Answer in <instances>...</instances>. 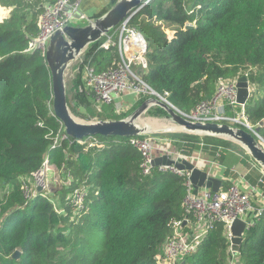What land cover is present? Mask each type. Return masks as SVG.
I'll list each match as a JSON object with an SVG mask.
<instances>
[{
  "label": "trees",
  "instance_id": "1",
  "mask_svg": "<svg viewBox=\"0 0 264 264\" xmlns=\"http://www.w3.org/2000/svg\"><path fill=\"white\" fill-rule=\"evenodd\" d=\"M52 1L0 0L10 9L0 18V184L9 186L0 196V264H158L159 249L183 216L185 175L154 165L144 174L141 154L128 137L95 134L53 143L63 126L53 113L45 55L26 50L42 5ZM127 26L147 42L144 81L183 112L210 98L218 78L247 74L253 90L245 114L254 126L263 121L258 133L264 138V0H149ZM101 39L83 53L96 70L118 59L116 46L96 47ZM84 99L87 114L66 93L70 111L86 119H117L133 108L115 111L109 103L96 110L88 95ZM167 136L182 154L201 151L222 160L227 148L238 147L249 168L246 177L254 183L261 177L264 191V174L235 142L187 132ZM45 155L57 184L37 191L33 173ZM231 181L224 177L223 186ZM81 187L75 202L73 191ZM229 245L216 221L196 250L174 264H264V208L244 231L237 262Z\"/></svg>",
  "mask_w": 264,
  "mask_h": 264
},
{
  "label": "built area",
  "instance_id": "2",
  "mask_svg": "<svg viewBox=\"0 0 264 264\" xmlns=\"http://www.w3.org/2000/svg\"><path fill=\"white\" fill-rule=\"evenodd\" d=\"M79 1L54 0L43 4L37 18L38 29L31 36L26 50H38L44 54L49 38L54 31L62 29L75 20L84 18L80 13L77 14ZM85 20L90 19L85 17ZM128 20L104 34L105 41L103 43L100 41L96 45L97 48L108 45L116 46L118 59L114 66L96 70L92 65L84 62V51L75 58H80L83 68L81 78L83 91L91 98L96 110H100L102 105L109 103H114L115 111L123 110L118 98L125 95H131L134 98L144 94L153 95L154 90L146 84L142 76L145 67L143 49L145 39L138 30L127 26ZM114 29L118 31V38L112 41ZM245 75L247 76V74ZM248 89L250 94L253 90L251 82ZM236 92V78H218L215 91L210 98L199 101L188 112H182L187 119L192 121L227 123L233 127L250 130L255 135L258 146L264 151V138L254 131L255 126L246 117L245 104L238 103L236 100ZM65 137L68 136L64 128L58 130L53 138V143ZM128 141L141 154L140 167L144 174L148 173L153 166L152 159L162 154H169L172 158L186 159L202 169L207 166L209 169H228L236 172L235 178L229 184L222 185L213 191L204 186L195 189L189 179L190 171L188 170H180L173 164L156 165L159 170L185 175V194L182 200L183 216L173 223L172 233L166 239L162 253L156 255L158 264H174L180 261L183 256L193 253L203 236L216 221L222 223L223 234L230 243L233 236L231 225L234 219L242 220L246 229L252 227L259 219L264 208V191L259 186L262 178L258 177L254 184L250 183L246 178L249 169L239 172L234 165L226 166L215 159L204 157L201 151L182 154L173 148L174 140L167 135L140 134L128 137ZM216 155L218 156V154ZM54 168L45 155L40 167L33 173L35 190L45 191L49 188L47 175ZM257 170L260 175L264 174V167L260 164H258ZM223 178L221 179L223 180ZM241 183L246 184L247 187L241 188ZM23 188L25 194L28 195L29 189L25 183H23ZM83 192L84 188H75L72 200L79 202Z\"/></svg>",
  "mask_w": 264,
  "mask_h": 264
},
{
  "label": "water",
  "instance_id": "3",
  "mask_svg": "<svg viewBox=\"0 0 264 264\" xmlns=\"http://www.w3.org/2000/svg\"><path fill=\"white\" fill-rule=\"evenodd\" d=\"M149 0H116L106 11L83 24H67L62 29L54 31L48 41L45 50V60L50 73L52 108L56 118L61 122L68 137L81 140L87 136L99 134L102 136L131 137L144 133L142 126L136 120L138 116L152 103L161 106L167 115L177 124V129H161L162 132H187L194 134L215 135L228 139L242 145L248 154L261 166L264 167V151L258 146L255 135L247 129L233 127L227 123L200 122L187 119L183 112L176 108L165 98L153 91V96L142 100L127 116L117 119L82 121L71 113L67 101L64 75L65 69L71 61L80 55L88 45L99 40L111 29L125 22L134 15ZM188 26V25H187ZM172 34V32H169ZM147 42L144 40V51ZM249 84L247 76L240 75L236 78V100L245 104L249 99ZM263 121L259 122L261 125ZM258 125L254 131L258 132ZM173 164L180 170L190 171L189 179L195 189L200 186L215 191L223 185V180L216 177L192 162L169 154L155 156L152 165ZM39 189V188H38ZM244 222L238 218L234 219L231 225L233 234L230 240V248L235 254L243 239L242 232ZM16 250L14 256H18Z\"/></svg>",
  "mask_w": 264,
  "mask_h": 264
},
{
  "label": "rangeland",
  "instance_id": "4",
  "mask_svg": "<svg viewBox=\"0 0 264 264\" xmlns=\"http://www.w3.org/2000/svg\"><path fill=\"white\" fill-rule=\"evenodd\" d=\"M10 12L9 8H3L0 6V18L3 15H6ZM160 21H156L155 23H159ZM114 31V36L112 38V41H114L116 38H118V31L116 29ZM106 36H103L101 39L100 43H103L105 41ZM90 46L86 48L88 50ZM92 49V48H90ZM82 64L80 58L74 59L69 63V65L65 69V75H64V82H65V90L67 93V98L71 101V104H74V106L80 111L85 114L89 113L90 109L88 107H85L86 104H84V101L86 98V94L83 91V85H82ZM153 95L151 94H144L142 97H137L134 104H132V110L142 101L145 100L149 97H152ZM140 98V99H139ZM160 107L162 111L158 109ZM131 110V111H132ZM130 111V112H131ZM130 112H128L125 116H127ZM74 117H76L79 120L82 121H90L94 120L92 119H86L84 117H81L79 114H75L71 112ZM138 125L142 126L144 129V133L142 135H149V134H157L160 136L163 135H169L172 134L173 132H178V131H171V132H162L161 129L164 128H169L170 126L172 127L171 129H177L176 126H173L174 124L177 125L169 115H167V112L159 105L152 103L150 104L139 116H138ZM156 128V129H154ZM159 129V130H158ZM242 148V147H241ZM244 150V149H243ZM247 152L246 150H244ZM204 157H207L209 159H215L217 162H223L224 165L231 166L234 165L236 169L239 172H244L245 168L247 167L246 163L247 161L245 158L242 156L244 153L243 151L239 150L238 147L234 146L229 148V150L224 151V158L221 160L219 159V156L217 155H209L206 152H201ZM248 153V152H247ZM53 172V171H52ZM224 173L226 177H231L232 179L235 178L236 172L230 171V170H225ZM58 179L57 176V171L54 168V172L52 174L47 175V182L49 183V187H54L57 183L55 180ZM243 188L242 186H240ZM9 189V186L7 184H0V196L2 193L6 190ZM166 241V240H165ZM165 242L162 244L161 248L159 249L158 253H162V250L164 249Z\"/></svg>",
  "mask_w": 264,
  "mask_h": 264
},
{
  "label": "crops",
  "instance_id": "5",
  "mask_svg": "<svg viewBox=\"0 0 264 264\" xmlns=\"http://www.w3.org/2000/svg\"><path fill=\"white\" fill-rule=\"evenodd\" d=\"M116 0H80L79 3H78V12L77 14H81L82 16H84V18H81L79 20H75L74 22L70 23V24H83L86 22L85 20V17L86 18H89V19H92L94 18V14L99 12L101 9H103L104 7H106L107 5H109L111 3V5L115 2ZM4 16V15H3ZM2 17V16H1ZM248 79V78H247ZM249 81V79H248ZM118 100L120 101V103L122 104L123 106V109H126L130 106H132V104H134L135 100H136V97L134 98L133 96L131 95H125V96H122L121 98L119 97ZM234 142V141H233ZM236 144H238L237 142H235ZM239 146H241L243 148L242 145L238 144ZM244 149V148H243ZM225 150V149H224ZM227 150H229L227 148ZM245 150V149H244ZM247 153V152H246ZM254 160V159H253ZM256 162V161H255ZM223 163V162H222ZM257 163V162H256ZM227 166V165H226ZM251 166H254L252 163H251ZM249 168L246 167L245 170H248ZM204 170H208V172L216 177H220V178H223V177H226L224 175V171L227 170V169H224V170H221V169H215V168H208L207 166H204ZM54 170H50V174H52ZM247 178V177H246ZM248 179V178H247ZM233 180V179H232ZM249 180V179H248ZM250 183L254 184V182H251L249 180ZM241 186L243 188H246L247 185L246 184H243L241 183ZM247 227L245 226V223H244V230L242 232V236L244 234V231L247 230L246 229ZM230 246V245H229ZM230 251H231V260H235L237 259V256H236V253L233 254L231 248H230ZM230 260V261H231ZM236 261V260H235ZM237 262V261H236Z\"/></svg>",
  "mask_w": 264,
  "mask_h": 264
},
{
  "label": "bare ground",
  "instance_id": "6",
  "mask_svg": "<svg viewBox=\"0 0 264 264\" xmlns=\"http://www.w3.org/2000/svg\"><path fill=\"white\" fill-rule=\"evenodd\" d=\"M138 123H139V121H138V119L136 120ZM173 126H176L177 128H179L177 125H173ZM172 127L170 126L169 128H166V129H171ZM154 129H156V128H154ZM159 130V129H158Z\"/></svg>",
  "mask_w": 264,
  "mask_h": 264
}]
</instances>
